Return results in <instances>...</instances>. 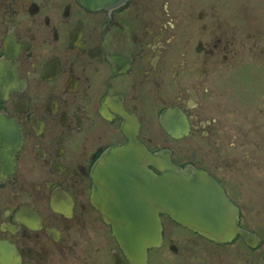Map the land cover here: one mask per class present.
<instances>
[{
    "label": "flooded vegetation",
    "instance_id": "obj_1",
    "mask_svg": "<svg viewBox=\"0 0 264 264\" xmlns=\"http://www.w3.org/2000/svg\"><path fill=\"white\" fill-rule=\"evenodd\" d=\"M129 139L211 176L240 233L159 214L127 255L95 171ZM0 264H264V0H0Z\"/></svg>",
    "mask_w": 264,
    "mask_h": 264
},
{
    "label": "water",
    "instance_id": "obj_2",
    "mask_svg": "<svg viewBox=\"0 0 264 264\" xmlns=\"http://www.w3.org/2000/svg\"><path fill=\"white\" fill-rule=\"evenodd\" d=\"M122 1L77 0L88 10ZM164 120L162 128L169 133ZM149 165L158 172L148 170ZM95 174L96 189L110 199L102 209L104 218L129 256H143L147 247L159 242V214L215 242H229L240 233L237 208L221 186L201 169H181L170 161L168 152L152 154L129 139L128 144L104 153Z\"/></svg>",
    "mask_w": 264,
    "mask_h": 264
},
{
    "label": "rangeland",
    "instance_id": "obj_3",
    "mask_svg": "<svg viewBox=\"0 0 264 264\" xmlns=\"http://www.w3.org/2000/svg\"><path fill=\"white\" fill-rule=\"evenodd\" d=\"M260 133H262V131Z\"/></svg>",
    "mask_w": 264,
    "mask_h": 264
}]
</instances>
